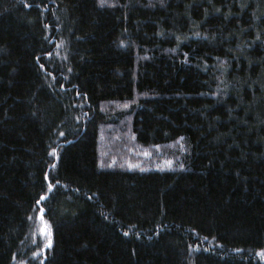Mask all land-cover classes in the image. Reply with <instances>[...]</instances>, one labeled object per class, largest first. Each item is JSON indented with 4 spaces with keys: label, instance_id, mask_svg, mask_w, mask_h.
<instances>
[{
    "label": "trees",
    "instance_id": "16d2710c",
    "mask_svg": "<svg viewBox=\"0 0 264 264\" xmlns=\"http://www.w3.org/2000/svg\"><path fill=\"white\" fill-rule=\"evenodd\" d=\"M261 251L264 0H0V264Z\"/></svg>",
    "mask_w": 264,
    "mask_h": 264
},
{
    "label": "snow or ice",
    "instance_id": "6c2138e0",
    "mask_svg": "<svg viewBox=\"0 0 264 264\" xmlns=\"http://www.w3.org/2000/svg\"><path fill=\"white\" fill-rule=\"evenodd\" d=\"M104 2V0H102V3ZM27 6V5H26ZM41 67H43V65H41ZM125 107H127V105H125ZM50 156H56L57 155V149L56 148H52L50 153H49ZM167 164H171V161H167L166 162ZM132 166V165H130ZM52 167H55V164L52 165ZM45 179L48 180L49 177L47 175V173L45 174ZM56 183H58V181H56ZM48 189L49 191L53 188V183L51 181H49L48 183ZM46 199V195H40L39 198L36 200V205L39 206L41 204V202L43 200ZM43 212H44V209L43 208H39V214H38V218L43 221ZM46 228H47V225H46ZM43 234L45 235L46 239H47V243L44 245V247L46 248H50L51 247V239H50V230H47V231H44ZM125 235H127V233H125ZM35 255V254H34ZM258 255L264 259V251H261L260 253H258Z\"/></svg>",
    "mask_w": 264,
    "mask_h": 264
}]
</instances>
